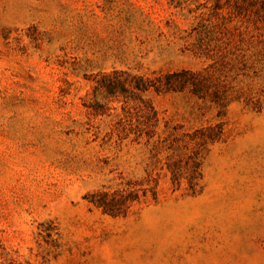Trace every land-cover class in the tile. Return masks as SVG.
<instances>
[{
	"label": "rangeland",
	"instance_id": "1",
	"mask_svg": "<svg viewBox=\"0 0 264 264\" xmlns=\"http://www.w3.org/2000/svg\"><path fill=\"white\" fill-rule=\"evenodd\" d=\"M0 264H264V0H0Z\"/></svg>",
	"mask_w": 264,
	"mask_h": 264
}]
</instances>
